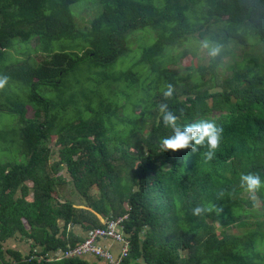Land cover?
I'll return each mask as SVG.
<instances>
[{
	"label": "trees",
	"instance_id": "1",
	"mask_svg": "<svg viewBox=\"0 0 264 264\" xmlns=\"http://www.w3.org/2000/svg\"><path fill=\"white\" fill-rule=\"evenodd\" d=\"M257 46L264 0H0V264H110L57 258L99 215L119 264H264Z\"/></svg>",
	"mask_w": 264,
	"mask_h": 264
},
{
	"label": "built area",
	"instance_id": "2",
	"mask_svg": "<svg viewBox=\"0 0 264 264\" xmlns=\"http://www.w3.org/2000/svg\"><path fill=\"white\" fill-rule=\"evenodd\" d=\"M126 218L127 215L107 218L104 221L106 226L89 229L84 240L67 250L60 249L57 252V258L92 256L102 261H108L110 264H119L121 257L128 253L127 248L121 252L120 245V242L124 240L122 227ZM117 246H120V249ZM120 252L122 256H118Z\"/></svg>",
	"mask_w": 264,
	"mask_h": 264
},
{
	"label": "rangeland",
	"instance_id": "3",
	"mask_svg": "<svg viewBox=\"0 0 264 264\" xmlns=\"http://www.w3.org/2000/svg\"><path fill=\"white\" fill-rule=\"evenodd\" d=\"M88 3V2H87ZM87 13L86 14L85 12L83 13V15L85 16L86 18V22H88L90 19H92V17H94L98 12L99 10H93L89 3L87 5V8H86ZM92 14V15H91ZM83 21V20H82ZM132 40L134 39V36L131 37ZM15 51V50H13ZM202 54L203 55H206V58L209 57V54H207V51L206 50H203L202 49ZM253 52L254 54L259 58V60L261 59H264V48L261 47V46H257L253 49ZM11 53V52H10ZM238 54L240 55V57H238L239 59L241 58V51H238ZM15 56V55H14ZM205 58V59H206ZM192 59V55L191 56H187L185 59L182 60L181 62V65H182V68H181V71L185 73V68H186V64L189 63ZM206 61V60H205ZM202 63L204 61H201ZM174 67H177L179 68V64H174L173 65ZM186 72H193V70H186ZM227 73V72H226ZM30 107V106H29ZM30 112L29 114L31 115V108H29ZM226 110H223V112H225ZM212 115H217L216 112L214 111L212 113ZM16 125L15 121H13V116L10 112H7V113H0V146L3 148V147H6L8 146L7 145V142L6 140H10V139H13V126ZM13 136V137H12ZM8 151V150H7ZM8 153H11V155H14L15 152H9ZM3 159V154H0V162L2 161ZM170 166V165H169ZM64 173H66V175H68L67 173V168L64 169ZM69 176V175H68ZM75 189L73 188L71 191L68 192V194L72 195L73 197L76 196L77 192L74 191ZM68 194H66L67 196H69ZM32 196V194H30ZM64 199V197L62 196L61 197V201ZM79 206V205H78ZM256 206H259V204H256ZM99 217L101 219H103L104 221L106 219H104L103 216L99 215ZM28 226V224H26ZM30 229V228H29ZM20 236H18L19 238L16 240L15 238L13 239H10L8 240V242H5V245L8 247V246H15V247H19L20 249H22L23 252L27 253L29 252L30 250V245L31 243H29L28 241H25V240H22L21 239V234H19Z\"/></svg>",
	"mask_w": 264,
	"mask_h": 264
},
{
	"label": "clouds",
	"instance_id": "4",
	"mask_svg": "<svg viewBox=\"0 0 264 264\" xmlns=\"http://www.w3.org/2000/svg\"><path fill=\"white\" fill-rule=\"evenodd\" d=\"M184 127H189V125L180 126V128H178V129L175 131V132L178 134L179 137H181V136L183 135V132H186V130L183 129ZM181 132H182V133H181ZM175 139H176V140H181V138L178 139V138H176V137H175Z\"/></svg>",
	"mask_w": 264,
	"mask_h": 264
},
{
	"label": "crops",
	"instance_id": "5",
	"mask_svg": "<svg viewBox=\"0 0 264 264\" xmlns=\"http://www.w3.org/2000/svg\"><path fill=\"white\" fill-rule=\"evenodd\" d=\"M103 220V219H102Z\"/></svg>",
	"mask_w": 264,
	"mask_h": 264
}]
</instances>
